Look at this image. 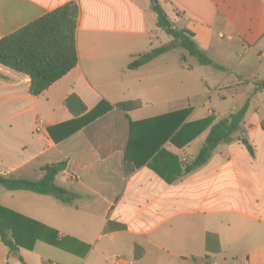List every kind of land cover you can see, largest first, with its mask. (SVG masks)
I'll list each match as a JSON object with an SVG mask.
<instances>
[{"label":"crops","instance_id":"obj_1","mask_svg":"<svg viewBox=\"0 0 264 264\" xmlns=\"http://www.w3.org/2000/svg\"><path fill=\"white\" fill-rule=\"evenodd\" d=\"M70 1L0 0V38ZM75 1V68L36 96L0 64V175L36 181L56 165L78 196L0 187L18 241L11 251L0 237V264H264V0H157L223 70L175 50L129 69L172 43L151 0ZM70 94L85 113L69 111ZM247 100L242 129L192 169L211 126Z\"/></svg>","mask_w":264,"mask_h":264},{"label":"trees","instance_id":"obj_2","mask_svg":"<svg viewBox=\"0 0 264 264\" xmlns=\"http://www.w3.org/2000/svg\"><path fill=\"white\" fill-rule=\"evenodd\" d=\"M157 16V27L170 38L173 46L168 44L152 48L139 54L130 64L129 69H136L152 61L158 56L179 51L180 60L193 58L199 65H211L223 70L224 67L202 50L194 39V33L185 27L177 26L168 16L166 10L157 2L153 5ZM80 15V5L73 0L67 2L30 22L17 31L0 38V64L8 66L30 77L29 92L40 95L49 86L75 68L79 62L77 49V25ZM258 88H264V81L257 83ZM65 105L74 116L86 112L87 107L76 95L70 94L65 99ZM141 105L139 100L124 101L117 104L121 110L128 112ZM249 107V101L238 110L229 113L214 123L206 140L191 168L205 165L212 156L213 150L222 143L233 140V135L242 129L244 117ZM96 110V109H95ZM188 109L178 113L186 114ZM210 118L203 123H209ZM242 142L252 151L248 140L241 137ZM128 168V163H127ZM46 172L40 180L13 179L0 175V187L7 190H27L38 194H47L65 204H71L78 194L56 184L55 177L59 172L56 165L45 168ZM133 169H127V172ZM9 209L0 205V237L11 250L17 249L18 241L14 236V226L8 219ZM125 225L109 221L105 230H121ZM135 257L142 255V250L136 247Z\"/></svg>","mask_w":264,"mask_h":264},{"label":"built area","instance_id":"obj_3","mask_svg":"<svg viewBox=\"0 0 264 264\" xmlns=\"http://www.w3.org/2000/svg\"><path fill=\"white\" fill-rule=\"evenodd\" d=\"M44 125H45V120L43 118L39 117L37 119V123H36V127H35L36 132L42 131V129L44 128Z\"/></svg>","mask_w":264,"mask_h":264},{"label":"rangeland","instance_id":"obj_4","mask_svg":"<svg viewBox=\"0 0 264 264\" xmlns=\"http://www.w3.org/2000/svg\"><path fill=\"white\" fill-rule=\"evenodd\" d=\"M159 33H160L159 35H166V33H165L164 31H162V30H159ZM170 39H171V38H170ZM153 40H154V41H153L154 44H158V39L155 38V39H153Z\"/></svg>","mask_w":264,"mask_h":264},{"label":"water","instance_id":"obj_5","mask_svg":"<svg viewBox=\"0 0 264 264\" xmlns=\"http://www.w3.org/2000/svg\"><path fill=\"white\" fill-rule=\"evenodd\" d=\"M152 4H156L158 1L157 0H151ZM171 46H173V43L170 44Z\"/></svg>","mask_w":264,"mask_h":264}]
</instances>
